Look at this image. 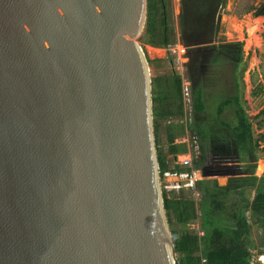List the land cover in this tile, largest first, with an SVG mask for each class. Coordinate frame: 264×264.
Segmentation results:
<instances>
[{
  "label": "water",
  "instance_id": "water-1",
  "mask_svg": "<svg viewBox=\"0 0 264 264\" xmlns=\"http://www.w3.org/2000/svg\"><path fill=\"white\" fill-rule=\"evenodd\" d=\"M147 6L0 0V264H176Z\"/></svg>",
  "mask_w": 264,
  "mask_h": 264
},
{
  "label": "trees",
  "instance_id": "trees-1",
  "mask_svg": "<svg viewBox=\"0 0 264 264\" xmlns=\"http://www.w3.org/2000/svg\"><path fill=\"white\" fill-rule=\"evenodd\" d=\"M221 0H182V12L180 25L182 40L187 46L189 60L187 70L191 81V92L193 100V114L190 121L179 123L178 127L169 124L167 126V152L157 145L160 165L161 179L164 181L168 171L183 172L190 168L182 167L180 164L171 166V158H178V154L188 151V144L177 143L178 135L190 131L196 134L201 143V158L195 160L194 167L202 169L203 175L229 174L225 184H220L216 177H202L197 180L195 189L200 192V199L193 197L191 190H166L163 191L164 205L167 218L174 237L177 251L176 264H200L202 257L207 258L206 264H248L252 249L264 252V248L254 239L253 223L258 225L261 231L262 243L264 244V174L257 175V152L264 150V108L260 111L255 124L241 100V89L239 77L235 76V91L220 93V103L216 109V117L219 127L227 130L223 135H218L221 143V152L233 154L238 166H220L210 169L205 166L207 160L204 141L210 136L209 124L200 119V114L207 110L206 90L211 83L206 79L209 73L208 67L201 66L194 70L191 63L195 59L205 63L207 58L215 64L233 62L236 68L243 60L242 42H237L240 52L234 54L236 59H231L219 51L213 56L199 52L201 49L210 47L206 43H199V37L204 34L215 23V16ZM165 4L163 0H148L147 18L141 41L155 47H168L171 42L168 39L167 23L165 18ZM256 15H264V6L257 8ZM210 25V27H209ZM198 51V52H197ZM204 52V51H203ZM209 58V59H210ZM205 71V76L202 72ZM212 72V71H211ZM195 75L196 78H195ZM171 83L164 86L166 96L161 93V83ZM153 101L155 117H167L177 114L184 115V103L182 96V80L178 73L168 77H153ZM179 88V90H178ZM180 92L177 96V91ZM262 89L254 91L258 95ZM175 98V101L173 100ZM167 99L171 105H177L175 110H160V100ZM170 105V104H169ZM230 110L233 118L225 116ZM172 111H174L172 113ZM194 117V118H193ZM155 126L157 123L155 122ZM257 130H261L258 133ZM209 142V140H208ZM213 146V144L210 145ZM228 146V148L226 147ZM219 150V149H218ZM253 194V195H252ZM252 217V219H251ZM201 229L205 235L201 236L198 230L192 229L189 224L199 220Z\"/></svg>",
  "mask_w": 264,
  "mask_h": 264
},
{
  "label": "rangeland",
  "instance_id": "rangeland-1",
  "mask_svg": "<svg viewBox=\"0 0 264 264\" xmlns=\"http://www.w3.org/2000/svg\"><path fill=\"white\" fill-rule=\"evenodd\" d=\"M262 2L263 0H228L226 8L222 13L221 34L227 37L226 40L227 39L231 41L235 40L243 43L242 44L243 60L239 65V67L235 69L233 63H225L221 66L211 65L210 71L212 72L206 75V79L209 81V83H211V86H209L206 90L207 110L200 114L201 117L200 119L206 121L209 124V129H210V133H209L210 136L208 135V139L204 141L205 150H206L205 154L207 156V160L204 164L210 169L217 168L220 166H226V165L231 167H237L239 163L234 158V154H233L234 147H232L231 153L229 154L221 152L222 151L221 149L223 148V147L221 148V145L223 146L224 142L221 143L218 135L220 136L223 135L225 132H227V130L222 127H219V123L216 117V109L221 101L220 100V98L222 97L221 94L228 92L232 88L231 86L232 74H236L237 72V75L239 76V80L243 89L242 94L244 98V105L251 118L255 120V124L260 119L257 118L260 110L264 108V15L255 14L257 8L262 4ZM167 3L168 5H170V8H172V10L175 9L173 0H167ZM176 4H177L176 5L177 10H179L178 0ZM261 17H262V19L260 20L261 24L257 30V36H259L260 41L257 44L249 45L247 41L250 37L249 29L251 28V24H252L251 20ZM235 24L237 25L235 26ZM170 32L172 33V36L176 35L173 20H172V27L170 26ZM173 38L177 40L175 36ZM151 53L157 55V62H154L155 59L149 58V55ZM146 56L149 61V67L151 70L152 79L153 77H155L156 73H160L163 71L164 75L166 76L168 75L171 76L173 73L176 72L181 76V80H184V82L188 81L187 70H186V62L188 58L185 55L183 46L182 45L178 46L177 42L170 44V46L168 47H155V46L149 47V44H146ZM226 64L228 65V67L226 66ZM169 83L171 82L165 81L161 83V93L165 96H166V90L164 86ZM254 88L262 89L260 94H258L257 96H254L252 94V90ZM178 90L176 89L177 96H179L180 94ZM173 100L175 101V98H173ZM160 102L162 105V107H159L160 110L165 111L167 109L169 110V108H173L175 110V108L177 107V105H175L174 103L173 105H171V103H169L167 99H161ZM186 103H188L187 100H185V106H184L185 112L183 117H178L176 113L167 117H163V116L155 117L154 115V125L155 122L157 123V126H154L156 144L159 145L165 152H167L169 149L167 143V126L169 124H173V126H176L179 129L178 127L179 123H186L185 122L186 117L184 116L185 114L190 113V111L188 110L189 104ZM173 112L174 111H172V113ZM225 116L229 117L227 115ZM190 117L192 118V116ZM188 120L190 121V118ZM258 132L259 131H257L256 133ZM193 135L194 133L190 131H186V133L184 134L181 133V135L177 136V141H180L181 139L182 140L188 139V141H190V150H191L188 153L180 154L178 156L179 159H183L184 156H189L192 150L196 149L197 146L195 145L196 142L194 141ZM198 142H199L198 147L199 149H201V143L200 141ZM211 144H213V146H211L210 148ZM226 147L228 148V146ZM262 147H264V143ZM170 158H171V165L174 166V164L176 163L175 162L176 159H173L171 155ZM256 163H257L256 174L259 176L263 175L264 150L261 149L257 152ZM200 176L201 178L216 177L220 184H225L228 180L229 174H211L204 176L202 173V175ZM170 180L171 182H166L167 181L166 180L165 184L164 182H162L163 190L165 189L164 185L177 183V182H173L175 180L174 177H172ZM189 189L190 188H181L180 190L177 189L174 190H176V192H180L181 190L187 192L189 191ZM168 190H172V189H168ZM193 197L197 200L199 198V195L193 194ZM195 223L196 225L201 224L200 219L197 220ZM261 231L262 230L258 227V225L253 223L252 232L254 239L258 241V244L262 249L264 248V244L262 243Z\"/></svg>",
  "mask_w": 264,
  "mask_h": 264
},
{
  "label": "built area",
  "instance_id": "built-area-1",
  "mask_svg": "<svg viewBox=\"0 0 264 264\" xmlns=\"http://www.w3.org/2000/svg\"><path fill=\"white\" fill-rule=\"evenodd\" d=\"M183 50L185 52V47H183ZM187 80L188 81H185L182 80V96H183V103H184V106H185V100L188 101V103L186 104H189V111L190 113L189 114H186V120H188L190 118V116L193 114V100H192V92H191V82L189 81L188 77H187ZM194 137V141L197 143H195V145L197 146L196 149L192 150V152L190 153L189 156H184L183 159H179V157L176 159V163L175 164H180L182 167H185V168H190L191 170L188 171V170H185L183 172H171V171H168L165 173L166 177L164 179V184H165V181L166 182H171V178L174 177L175 180L173 182H177V183H173V184H166L164 185L165 186V189L168 190V189H177V190H180L181 188H190L189 190L193 191L194 194H198L200 196V192L197 191L195 189V185H196V182L198 179L201 178L200 175H202L203 172L202 169H199V168H195L194 167V163H195V160H198L201 158V154H200V149L198 147V141H199V138L196 134L193 135ZM174 164V165H175ZM200 177V178H199ZM168 178H169V181H168ZM197 220L191 222L189 224V226L192 228V229H196L198 230V233L203 236L205 235V230L201 229V225L198 224L196 225V222ZM252 255L250 257V260H249V263L248 264H264V252H259L258 249H252ZM207 263V258L206 257H202V260H201V263L200 264H206Z\"/></svg>",
  "mask_w": 264,
  "mask_h": 264
},
{
  "label": "crops",
  "instance_id": "crops-1",
  "mask_svg": "<svg viewBox=\"0 0 264 264\" xmlns=\"http://www.w3.org/2000/svg\"><path fill=\"white\" fill-rule=\"evenodd\" d=\"M174 1V5H175V9L174 10H172V8H170V5H168V3H167V0H163V3L165 4V8H164V10H165V18H166V23H167V34H168V39L170 40V42H171V44L172 43H176L177 42V44H178V46H183V47H185V52H186V50H187V46H184L185 44H184V42H183V40H182V34H181V23H180V15H181V12H182V0H178V3H179V10H177V8H176V3H177V0H173ZM222 3H223V0H221V2L219 3V6H218V10H217V12H216V16H215V23H216V25L218 24V26H215L214 28H213V31H212V36H215L216 34H218L222 39H224V40H226V36H224L223 34H221V22H219L220 20L222 21V13H223V11H224V9L226 8V5H227V3H228V0H226V3H225V6H224V8L222 9ZM172 11H171V10ZM219 15H220V19H218V17H219ZM173 18V19H172ZM262 18V17H261ZM172 20L174 21V26H175V33H176V35H173L172 36V33L170 32V26L172 27ZM253 20V19H252ZM251 20V21H252ZM260 21V20H259ZM237 24H235V26H236ZM220 26V27H219ZM259 26L260 25H258V27H255V28H259ZM256 30H258V29H256ZM256 33H257V31H256ZM175 36V38H177V40L176 39H174L173 37ZM259 37V36H258ZM173 38V39H172ZM227 41H231V40H228L227 39ZM235 41V40H234ZM236 42H238V41H236ZM199 43H206L207 45H209L210 43H211V40L210 39H207L206 37H205V35L204 34H202L200 37H199ZM184 44V45H183ZM149 47H153V46H151V45H149ZM202 50V49H201ZM202 52V51H201ZM187 53H188V50H187ZM215 53V52H214ZM213 53V54H214ZM149 58H153V59H155V61L154 62H157V55L156 54H154V53H151L150 55H149ZM231 58V57H230ZM231 59H234V58H231ZM225 63H233V62H224L223 64H225ZM240 64H241V62H240ZM239 64V65H240ZM233 65H234V69L236 68V66H235V64L233 63ZM226 66L228 67V65L226 64ZM239 67V66H238ZM237 67V68H238ZM156 68V67H155ZM235 73V72H234ZM237 75V72H236V74H232V82H231V86H232V88L229 90V92L230 93H233L236 89H235V76ZM156 76L157 77H165L166 75H164V73H163V71L162 72H160V73H156ZM169 76V75H168ZM168 76H166V77H168ZM238 76V75H237ZM239 77V76H238ZM239 82H240V80H239ZM240 89H241V100H242V104H243V106L245 107V105H244V98H243V89H242V86H241V83H240ZM255 90H257L256 88H254L253 90H252V94L254 95V91ZM260 94V93H259ZM254 96H257V95H254ZM246 108V107H245ZM262 110V109H261ZM260 110V111H261ZM260 113V112H259ZM225 115H227V116H229L228 118H233V114L231 113V111L230 110H227L226 112H225ZM259 115V114H258ZM184 117H186V114H185V116ZM251 117V116H250ZM258 117V116H257ZM201 118V117H200ZM252 119V118H251ZM253 120V119H252ZM257 131H261V130H257ZM176 142L177 143H183V142H185V143H187L188 145V151L186 152V153H188L189 151H191L190 150V141H188V139H181L180 141H177V138H176ZM169 147V146H168ZM180 154H185V153H180ZM180 154H178V156L180 155ZM172 156V155H171ZM172 166V165H171ZM173 167V166H172ZM198 199H200V196H199V198ZM197 199V200H198ZM201 225V224H200Z\"/></svg>",
  "mask_w": 264,
  "mask_h": 264
},
{
  "label": "flooded vegetation",
  "instance_id": "flooded-vegetation-1",
  "mask_svg": "<svg viewBox=\"0 0 264 264\" xmlns=\"http://www.w3.org/2000/svg\"><path fill=\"white\" fill-rule=\"evenodd\" d=\"M262 6H264V0H263L262 4H261L259 7H262ZM259 7H258V8H259ZM219 22H221V20H220ZM215 26H218V24L216 25V23H214V25H212L210 28H208V30H205V32H204L205 37H206L207 39H210L211 42L213 41L212 43L209 44L210 47H207L206 49H202V50H200L199 52L202 51L203 55L206 54V53H209V55L213 56V53H214L215 51H219V52L223 53V55H225V56H228V57H231V58L236 59V56H234V54L240 52L239 45L237 44L236 41H227V40L222 39L218 34H216L215 36H212V31H213V28H214ZM219 27H220V26H219ZM227 44H231V45H229V46H225V45H227ZM203 51H204V52H203ZM197 52H198V51H197ZM185 55H186L187 58H188V60H187V62H186V70H189V68H188V61L191 60V59H189V54L187 53V50H186V52H185ZM209 58H210V57H209ZM209 58H207V60H204V61H206L205 63H202L203 60H202V62L200 63V62H199V59H198V60L195 59V60L191 63L192 68H193L194 70H198V69H200L201 66H205V65L207 64L206 68L208 67L209 74H210V73H211V71H210V69H211V65H216V66H219V65L221 66V65H222V64H220V63H218V64L212 63V61H210L211 58H210V59H209ZM205 71H206V70H202L204 76H205ZM187 76H188V79H189V74H188V72H187ZM196 76H197V75H195V78H196ZM207 77H208V76H207ZM189 81H190V79H189ZM190 82H191V81H190ZM208 82H209V81H208Z\"/></svg>",
  "mask_w": 264,
  "mask_h": 264
},
{
  "label": "bare ground",
  "instance_id": "bare-ground-1",
  "mask_svg": "<svg viewBox=\"0 0 264 264\" xmlns=\"http://www.w3.org/2000/svg\"><path fill=\"white\" fill-rule=\"evenodd\" d=\"M262 18H256V19H253L252 21H251V28L249 29V39H248V44L250 45V44H257V43H259V41H260V39H259V37L257 36V33H256V29H258V28H255V27H258V25H260L261 23H260V21L259 20H261ZM253 25H255V26H253ZM255 29V30H254Z\"/></svg>",
  "mask_w": 264,
  "mask_h": 264
},
{
  "label": "clouds",
  "instance_id": "clouds-1",
  "mask_svg": "<svg viewBox=\"0 0 264 264\" xmlns=\"http://www.w3.org/2000/svg\"><path fill=\"white\" fill-rule=\"evenodd\" d=\"M161 181H163L162 179H161ZM164 191V190H163Z\"/></svg>",
  "mask_w": 264,
  "mask_h": 264
}]
</instances>
